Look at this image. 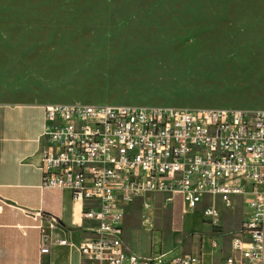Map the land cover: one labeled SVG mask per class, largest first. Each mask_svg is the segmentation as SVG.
<instances>
[{
  "label": "rangeland",
  "instance_id": "rangeland-1",
  "mask_svg": "<svg viewBox=\"0 0 264 264\" xmlns=\"http://www.w3.org/2000/svg\"><path fill=\"white\" fill-rule=\"evenodd\" d=\"M29 101L262 109L264 0H0V102ZM169 198L122 206L126 246L168 253L174 215L201 235Z\"/></svg>",
  "mask_w": 264,
  "mask_h": 264
},
{
  "label": "built area",
  "instance_id": "built-area-1",
  "mask_svg": "<svg viewBox=\"0 0 264 264\" xmlns=\"http://www.w3.org/2000/svg\"><path fill=\"white\" fill-rule=\"evenodd\" d=\"M44 110L42 189L69 190L94 224V237L79 247L84 264H202L193 255L141 257L126 249L122 206L149 193L200 209L216 231L225 226L224 214L241 212L223 264H264V108L50 104ZM33 219L40 222L42 257L53 245H69L44 232L42 215ZM49 223L54 228L56 220Z\"/></svg>",
  "mask_w": 264,
  "mask_h": 264
},
{
  "label": "crops",
  "instance_id": "crops-1",
  "mask_svg": "<svg viewBox=\"0 0 264 264\" xmlns=\"http://www.w3.org/2000/svg\"><path fill=\"white\" fill-rule=\"evenodd\" d=\"M44 106L37 101L0 102V264H84L79 247L94 237V224L83 219L82 207L73 201L69 190L42 189L41 135L47 125ZM37 214L45 218L43 229L52 240L69 245H53L51 253L42 257L40 222L33 219ZM231 215L237 223L230 228L226 225L219 229L223 232H217L208 224L199 228L202 232L198 236L183 232L178 216H172L173 231L178 235L168 253L193 255L202 264H223L232 254L230 240L242 213ZM52 218L56 220L54 228L49 223ZM123 242L138 256L152 255L137 250L139 246H126L124 238Z\"/></svg>",
  "mask_w": 264,
  "mask_h": 264
}]
</instances>
